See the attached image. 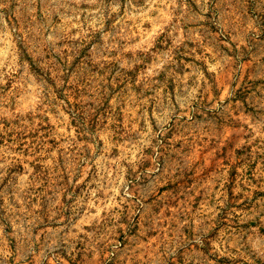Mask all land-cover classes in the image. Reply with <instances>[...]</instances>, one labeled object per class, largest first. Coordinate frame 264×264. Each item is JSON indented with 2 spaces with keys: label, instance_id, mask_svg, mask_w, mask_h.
Here are the masks:
<instances>
[{
  "label": "rangeland",
  "instance_id": "1",
  "mask_svg": "<svg viewBox=\"0 0 264 264\" xmlns=\"http://www.w3.org/2000/svg\"><path fill=\"white\" fill-rule=\"evenodd\" d=\"M130 257L264 264V0H0V264Z\"/></svg>",
  "mask_w": 264,
  "mask_h": 264
},
{
  "label": "clouds",
  "instance_id": "2",
  "mask_svg": "<svg viewBox=\"0 0 264 264\" xmlns=\"http://www.w3.org/2000/svg\"><path fill=\"white\" fill-rule=\"evenodd\" d=\"M131 253H134L135 252V248H133V249H130L129 250ZM127 264H133V258H129V260L127 261ZM137 264H138V262H137Z\"/></svg>",
  "mask_w": 264,
  "mask_h": 264
}]
</instances>
